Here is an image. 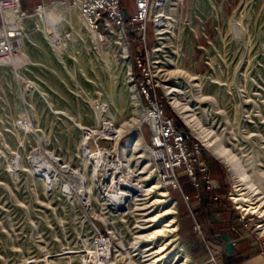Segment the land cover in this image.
<instances>
[{
    "label": "rangeland",
    "instance_id": "rangeland-1",
    "mask_svg": "<svg viewBox=\"0 0 264 264\" xmlns=\"http://www.w3.org/2000/svg\"><path fill=\"white\" fill-rule=\"evenodd\" d=\"M121 1L132 16L135 1ZM58 3L64 5L55 17L48 9L41 16L30 11L13 29L16 55L0 62V264H155L150 253L165 242H171L172 263L202 264L179 233L180 223L191 227V211L199 220L183 189L186 176L181 170V189L161 181L148 149L149 125L139 128L150 104L136 84L135 59L145 49L136 28L125 25V42L101 36L72 0L50 5ZM178 15L179 26L167 21L172 33L160 39L166 59L163 52L155 58L167 62L158 97L190 135V146L201 148L211 176L228 192L226 203L240 211L245 227L237 244L256 243L264 255V218L234 199L249 181L264 204V0H241L227 16L216 0H186ZM147 31L152 50L157 42L152 22ZM173 98L226 146L239 168L206 147ZM119 161L145 179V189L159 188L147 196L121 193L129 179H116L109 169V162ZM194 188L204 192L205 207H214L209 192ZM172 190L182 192L187 211L180 213ZM164 191L168 197L161 196ZM157 198L166 201L150 206ZM154 209L176 211L175 234L153 237L147 228ZM201 225L213 255L195 233L194 221L192 230L196 244L208 251L207 264H227L226 240L209 239Z\"/></svg>",
    "mask_w": 264,
    "mask_h": 264
},
{
    "label": "built area",
    "instance_id": "built-area-1",
    "mask_svg": "<svg viewBox=\"0 0 264 264\" xmlns=\"http://www.w3.org/2000/svg\"><path fill=\"white\" fill-rule=\"evenodd\" d=\"M134 1L135 13L128 17L121 0H72L80 12L90 19V22L100 32L101 36H103L104 32L106 35L119 36L125 42L126 34L128 33L125 25L130 24L132 28H136L138 40L145 45V49L135 59L136 75L138 77L136 84L139 85V89L148 100L150 104L148 110H150L151 114L150 118L142 121L139 128L144 124L149 125L151 136L148 149L151 152L154 163L157 165L158 177L166 183L167 187L181 189L180 178L182 170L183 175L191 180L198 191H215L218 186L213 176H211L208 163L200 158L201 148L196 145L190 146V135L182 129L175 118L165 113L163 101L158 97L157 92V88L164 86L162 83L164 81L163 76L165 75L164 71L167 70L165 68L167 62L155 59L162 55L161 52L164 53V58L167 53L164 49L166 45H164L163 41H160V39L164 38V34H159L158 28L162 20L168 15L179 16L178 14H182L186 0ZM47 5L49 4H42L41 7L34 9L32 12L41 16ZM11 9L17 10L21 21L26 20L31 13L22 9L20 0H0V12L3 20V24L0 26V62L13 59L18 50L15 44L14 30L8 31L5 28L4 13ZM149 22L153 23L157 41L152 50L147 45ZM160 44L163 46H160ZM135 78L136 76L134 75ZM183 197L189 206L190 197L185 193H183ZM191 214L195 233L202 238L208 250H211L210 243L204 236L201 222L192 211ZM243 215L242 217H244ZM211 252L213 255L214 251L211 250Z\"/></svg>",
    "mask_w": 264,
    "mask_h": 264
},
{
    "label": "bare ground",
    "instance_id": "bare-ground-1",
    "mask_svg": "<svg viewBox=\"0 0 264 264\" xmlns=\"http://www.w3.org/2000/svg\"><path fill=\"white\" fill-rule=\"evenodd\" d=\"M63 5L64 4H62V3H58L55 6H51L49 4L45 8V10H43L44 12H42L41 14H46V11L48 9L49 14L55 17L56 16V13H55L56 10H61ZM70 8L72 9L73 6H71ZM80 14L82 16H84L81 12H80ZM4 17L6 20V27L5 28L8 31H12L13 29L14 30L17 29L19 27L20 23L23 22V21H21V19H19L20 16L18 15L17 10H15V9H11L9 11H6L4 13ZM174 17H178V16L168 15V17H166L162 20V22L158 28L159 34H165L167 32L172 33L171 29H173V28H170L169 25H167V21L176 22L177 23L176 27L179 26L178 24H179L180 20L174 21ZM85 19H86L87 26H89L90 28L94 27L92 25V23L90 22V19L88 17H86ZM176 27H174V28H176ZM160 38H162V37H160ZM200 77H202V76H200ZM172 100H173L172 104L174 105V107L178 110L180 115L188 122L190 127L193 128V130L195 131L197 136H199L202 139V141L205 143L206 147H209L219 157L224 158L226 161H228L232 168H234V167L239 168V165H240L239 161H235V162L233 161L234 156L229 152V150L226 148V146H224L223 144L217 143V141L214 140V136L211 134V132H208V131L205 132L203 130V128L201 127L200 123H198V120L192 114L190 115L187 113L188 111H187L186 107L177 98H173ZM150 114L151 113L149 110V114H148L147 118H150ZM138 138L143 140V137L141 134H139ZM117 144H118V142H117ZM117 144H116V146H117ZM109 163L111 164L109 166V169L114 171V176L116 177V179H121V180L122 179L126 180V178L129 179V181L126 180L125 186L123 187V188H125V192H121V193H124L126 195H132L134 193H139L141 196H147L148 195L147 192H149V190L152 191V190H157L159 188L157 185H154L148 190L145 189V184L143 183V182H145V179H142L139 174L134 175L135 177H137V179H135V178L133 179L132 178V177H134L133 176V170L130 168V166L128 164H125L123 161L109 162ZM238 176H240V177L243 176L244 179L248 178L242 173H239ZM245 185L246 186L244 188H240L243 192L237 193L236 197H234L235 201L237 203H239L244 210L251 212L252 214L257 213L260 217L264 218V204H263V202H260L259 200L256 199V197L254 195V192L256 191L253 188L254 185L249 181L245 182ZM240 189H238V190L240 191ZM161 196L162 197H168L169 193L164 191ZM145 199L146 198H144V200ZM164 201H166V199H164L162 201L159 198L154 199L153 201H151L150 206L157 207L156 205H158V204L160 205L161 203H164ZM156 211L157 210L154 209L149 213L150 218L148 221L151 222V225H150V227L147 228L148 230H152L151 234L153 235V237H159L161 235H165V233H168V234L174 233L175 234L178 231V226H179L178 221H176V217L174 216V214H176V211H170V210H167L165 212L159 211L157 214H156ZM166 215H170L169 219L167 221L168 223L164 226L165 228H161V229L159 228L158 229L157 225L161 224L160 223L161 219ZM169 244H171V242H168V243L165 242L160 247H157V249L155 251L150 253V256L152 255L153 263H155V264H159V263L160 264H176V262L173 261L174 263H172V261L169 260V258L171 257L170 251H167L169 248L168 247ZM107 250L108 249H106V250L104 249L102 251V254H100V258L103 256L104 253L106 254Z\"/></svg>",
    "mask_w": 264,
    "mask_h": 264
},
{
    "label": "crops",
    "instance_id": "crops-1",
    "mask_svg": "<svg viewBox=\"0 0 264 264\" xmlns=\"http://www.w3.org/2000/svg\"><path fill=\"white\" fill-rule=\"evenodd\" d=\"M58 1L65 3L69 2L70 0H20V4L23 10L31 11L41 7L42 4H54ZM240 1L241 0H216V3L218 4L219 11L227 16L233 11V9L240 5ZM2 24L3 20L0 12V26H2ZM145 141L147 140L145 139ZM214 180L218 185V189L215 191H208L210 200L214 202L212 205L214 207L207 208L202 204L204 202H200V197L204 196V192L199 194V192L195 191L196 193L191 197L192 206H194L196 210H199L197 214L199 216V220L203 223L207 237L209 239H214L219 235H221L222 238L224 234L229 236L230 241L233 243L234 249V256L232 258L233 260L231 261V264H264V255L260 252L256 243L252 244L246 240L237 244L239 239L242 237L240 233H242V229L245 227L244 220L241 219L240 211L236 212L233 206L226 203V196L228 193L226 188L220 185L216 176H214ZM176 193L177 201H180L183 209L187 211V206H185L182 199V192L178 190ZM188 219L191 221V227L186 229L183 226V222L180 223V236L187 243L193 244V251L198 253V260H200L202 264H207L208 261H206V259L208 256V251L205 249L202 243L196 244L197 240L195 239L192 230L193 221L189 217ZM212 232L213 234H211ZM226 252L229 253V250Z\"/></svg>",
    "mask_w": 264,
    "mask_h": 264
},
{
    "label": "trees",
    "instance_id": "trees-1",
    "mask_svg": "<svg viewBox=\"0 0 264 264\" xmlns=\"http://www.w3.org/2000/svg\"><path fill=\"white\" fill-rule=\"evenodd\" d=\"M183 181H184V191L189 195V196H193V194H195V188L194 186H192L189 182H188V179L186 177H182ZM171 192H173V196L177 199V193L176 191L172 190ZM179 211L180 213H182V211L184 210L183 207L181 206V204L179 203ZM196 213L199 211V210H195ZM181 229V227H180ZM234 256V253L230 254V253H227V260H228V264H231V261L233 260Z\"/></svg>",
    "mask_w": 264,
    "mask_h": 264
},
{
    "label": "water",
    "instance_id": "water-1",
    "mask_svg": "<svg viewBox=\"0 0 264 264\" xmlns=\"http://www.w3.org/2000/svg\"><path fill=\"white\" fill-rule=\"evenodd\" d=\"M223 239L226 240V248L229 250V253H234L233 243L230 241L229 236L224 234Z\"/></svg>",
    "mask_w": 264,
    "mask_h": 264
}]
</instances>
